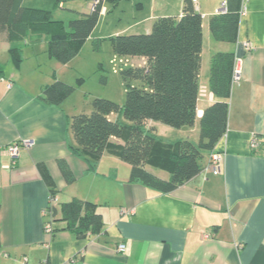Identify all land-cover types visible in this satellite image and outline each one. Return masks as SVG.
<instances>
[{
	"label": "crops",
	"instance_id": "1",
	"mask_svg": "<svg viewBox=\"0 0 264 264\" xmlns=\"http://www.w3.org/2000/svg\"><path fill=\"white\" fill-rule=\"evenodd\" d=\"M56 1L17 3L52 9ZM58 1L65 9L59 13L62 21L76 15L75 5ZM135 1L133 20L113 29L109 37L128 34L132 28L148 30L157 17L182 12V0ZM193 1L202 16L196 120L178 128L183 137L170 135L165 124H148L164 142L197 136L203 109L216 100L208 85L210 59L216 52L240 57L239 79L231 83L226 130L215 145L224 156L221 171L199 172L166 193L129 181V164L111 151L92 164L74 154L70 117L84 109L71 95L58 105L39 99L43 86L54 79L71 82L65 70L70 61L60 63L49 56L47 40L27 39L22 60L15 64L7 35L0 31V264H264V0H239L234 41L215 39L208 26L225 0ZM92 3L79 12H89ZM106 10L103 0L99 16ZM92 36L93 32L86 40ZM130 60L131 65L143 62L142 57ZM30 64L32 70L25 76ZM254 136L260 143L255 150L250 148ZM23 140L30 145L20 143L19 155L12 160L3 148ZM111 141L123 143L121 138ZM58 158L72 171V182L62 176ZM146 168L153 172L156 167ZM163 171L167 174L162 178H168ZM50 190L58 206L73 197L95 203L102 214V231L78 238L56 219L52 233H46L42 211ZM120 243L125 244L124 251L118 250Z\"/></svg>",
	"mask_w": 264,
	"mask_h": 264
},
{
	"label": "trees",
	"instance_id": "2",
	"mask_svg": "<svg viewBox=\"0 0 264 264\" xmlns=\"http://www.w3.org/2000/svg\"><path fill=\"white\" fill-rule=\"evenodd\" d=\"M102 2L96 0L89 12L74 11L76 15L65 22L53 20L50 9L0 0V31L7 35L11 59L20 63L27 39L29 43L47 40L48 55L67 63L95 27ZM238 3L239 0H225V9L209 19V30L215 39L235 40ZM110 38L118 56L142 57L143 62L119 70L126 86L123 105L93 97L90 112L71 115L69 126L74 144L70 149L89 164L104 151H111L129 164V181L170 192L201 172L208 154L226 130L234 55L216 52L210 59L208 85L216 100L203 109L199 118L197 143L188 137L164 142L149 121L181 128L194 125L196 120L201 13L193 0H182L180 16L157 17L147 33H122ZM99 42L100 39L95 40L94 48H98ZM134 80L137 84H130ZM74 90V85L54 79L43 86L39 99L58 105ZM112 137L121 138L123 143L112 142ZM56 162L65 181L72 182L74 175L66 161L58 158ZM146 165L167 171L168 178L157 176ZM41 171L53 189L46 170ZM56 219L63 220L78 238L98 234L103 228L96 204L76 197L53 207L52 224Z\"/></svg>",
	"mask_w": 264,
	"mask_h": 264
},
{
	"label": "rangeland",
	"instance_id": "3",
	"mask_svg": "<svg viewBox=\"0 0 264 264\" xmlns=\"http://www.w3.org/2000/svg\"><path fill=\"white\" fill-rule=\"evenodd\" d=\"M63 6L75 5L78 11H86L87 10V2L90 0H75L74 2H70L69 0H61ZM135 0H104V5L106 6L105 14H101L99 19L93 28V36L88 40L83 42L78 50V53L70 59L68 65H66L65 70L70 76L71 82H66L75 86V90L71 94V99L75 100L76 104L79 107H82L80 111L90 112L91 104L90 101L93 97H104L111 99L118 104L123 105L125 101V82L119 73V70L127 65H130V62H134V60H130V56H118L113 47V41L109 37L110 33L115 28H120L127 23L131 22L135 16L133 13L136 8L134 7ZM225 4V1H223ZM222 2V3H223ZM54 8H50L51 10V18L53 20H62L59 13H62L65 9L58 6L59 1L57 0ZM222 3L220 7H222ZM54 9V10H53ZM219 11H223L219 8ZM65 12V11H64ZM144 28H132L128 33H147L151 30H143ZM131 31V32H130ZM136 31V32H135ZM142 31V32H141ZM144 31V32H143ZM104 36V38L100 39L98 48L95 47V40L97 37ZM126 58L127 61H126ZM138 58V57H136ZM56 62V61H55ZM48 64V63H47ZM46 66V63H43ZM50 65V64H48ZM133 65H136L133 63ZM24 72L25 76L29 74V71L32 70V65L25 68ZM43 71V70H42ZM234 81V80H233ZM231 79V83L233 82ZM65 82V81H64ZM235 82V81H234ZM137 84V81H130V84ZM171 128L170 135L176 137H183L178 128ZM189 139L194 140L195 143L198 141V131H196V137L192 136ZM174 137V138H175ZM185 138V137H184ZM176 139V138H175ZM257 140V139H256ZM29 140H23L18 143V155H19V147L20 145H25L23 142ZM21 143V144H20ZM260 143L256 146H251L250 148L255 150L258 148ZM30 145V144H29ZM6 147V146H5ZM5 147L3 150L6 152ZM213 151L222 152L216 147L213 148ZM12 160H15L17 156H12L8 152H6ZM211 153V152H210ZM207 156V159L210 155ZM207 162V161H206ZM153 173H155L159 177H164L167 173L161 169L153 168ZM208 173V172H207ZM207 173H204L206 175ZM211 173H213L211 171ZM219 173V172H218ZM217 174V173H214ZM58 204V202H57Z\"/></svg>",
	"mask_w": 264,
	"mask_h": 264
},
{
	"label": "built area",
	"instance_id": "4",
	"mask_svg": "<svg viewBox=\"0 0 264 264\" xmlns=\"http://www.w3.org/2000/svg\"><path fill=\"white\" fill-rule=\"evenodd\" d=\"M96 0H93L92 6ZM92 8V7H91ZM221 10L225 9V4L224 2L222 3V7H220ZM244 6H242V9L240 10V13L244 12ZM244 46L246 49H249L250 43L246 41L244 43ZM240 62V57H234V62H233V67H232V81H236L239 79V69H238V64ZM25 145H29V141H24L23 142ZM258 144V141L256 140V137L254 136L251 140L250 145L256 146ZM18 143L17 142H12L6 145L5 150L12 156H17L18 155ZM223 154L222 152L219 151H211L207 162L203 165L201 168V172L207 173V172H213V173H218L221 171L222 163H223ZM57 205V198L54 194H49L48 195V201L46 207L43 209L42 214L45 217V220L43 222V229L46 233H52L53 231V226H52V210L53 207ZM118 250L124 251L125 250V244L120 243L118 244Z\"/></svg>",
	"mask_w": 264,
	"mask_h": 264
}]
</instances>
